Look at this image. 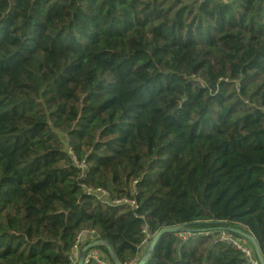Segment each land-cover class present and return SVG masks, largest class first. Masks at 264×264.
<instances>
[{"label": "trees", "instance_id": "obj_1", "mask_svg": "<svg viewBox=\"0 0 264 264\" xmlns=\"http://www.w3.org/2000/svg\"><path fill=\"white\" fill-rule=\"evenodd\" d=\"M178 225L264 254V0H0V264H74L84 230L138 264ZM146 264L248 263L168 233Z\"/></svg>", "mask_w": 264, "mask_h": 264}, {"label": "built area", "instance_id": "obj_2", "mask_svg": "<svg viewBox=\"0 0 264 264\" xmlns=\"http://www.w3.org/2000/svg\"><path fill=\"white\" fill-rule=\"evenodd\" d=\"M198 3H204L206 1H225V2H232L237 0H195ZM69 153L72 155L71 149H69ZM85 165H81V167H84ZM86 192L90 195L98 196L101 199L107 200L109 203L113 205H130L133 207L134 210H137L139 208L138 203L135 200L132 199H121V200H110V194L104 190V189H95L88 186H84ZM144 218V217H141ZM147 232V229L145 230ZM196 234H204L206 236L216 235V241L221 243H226L231 245L233 248L238 250L246 259L248 264H260V262L257 259L255 249L254 247L244 238L236 236L232 231L230 230H218V231H202V232H192V231H185L177 233V237L183 240H186L190 237L195 236ZM95 235V231H89L84 230L82 233L79 234L76 243L73 248V254L71 257V260L74 264L78 263L79 258V252L83 244V240L88 238V236ZM97 241V240H96ZM97 261L99 264H108V262H104L102 260V255L97 249H92L89 251L87 255V264H89L91 261Z\"/></svg>", "mask_w": 264, "mask_h": 264}, {"label": "water", "instance_id": "obj_3", "mask_svg": "<svg viewBox=\"0 0 264 264\" xmlns=\"http://www.w3.org/2000/svg\"><path fill=\"white\" fill-rule=\"evenodd\" d=\"M186 228L184 225H178V226H173V227H165L162 228L154 237L152 243L150 244L147 253L143 256V258L141 259V261L138 264H146L149 257L151 256V254L154 251V248L156 246V244L158 243V241L160 240V238L168 233H172V234H177L180 232H185ZM231 231H233L234 233H236L237 235L241 236L242 238L246 239L247 241L250 242V244L254 247L255 249V253L257 256L258 261L260 262V264H264V254L261 251L260 245L257 241V239L250 233H246L244 231L241 230H236V229H231ZM98 247H105L108 250L109 256L112 260V262L114 264H123L118 257L116 256L114 250L112 249V247L104 242L103 240H97L91 244H88L86 246L83 247L82 251L79 254V258H78V263L77 264H87V255L89 253L90 250L92 249H96Z\"/></svg>", "mask_w": 264, "mask_h": 264}, {"label": "rangeland", "instance_id": "obj_4", "mask_svg": "<svg viewBox=\"0 0 264 264\" xmlns=\"http://www.w3.org/2000/svg\"><path fill=\"white\" fill-rule=\"evenodd\" d=\"M63 141L67 144V140H66L65 137H63ZM146 247H147V244H146V246H144L143 248L145 249Z\"/></svg>", "mask_w": 264, "mask_h": 264}]
</instances>
